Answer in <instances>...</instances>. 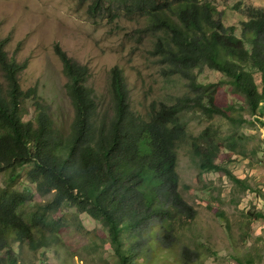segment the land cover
Wrapping results in <instances>:
<instances>
[{
  "label": "trees",
  "instance_id": "1",
  "mask_svg": "<svg viewBox=\"0 0 264 264\" xmlns=\"http://www.w3.org/2000/svg\"><path fill=\"white\" fill-rule=\"evenodd\" d=\"M79 1L89 2L94 18L143 19L138 31L154 35L152 53L163 66L162 74L186 79L192 93L177 96L175 102L153 101L142 116L131 108L123 70L116 66L111 71L112 104L105 108L87 84L88 68L56 43L75 109L69 129L63 131L37 89L22 88L19 76L28 61L10 57L8 39H0L6 81L0 82V174L8 175L6 186L0 185V264H25L20 252L25 245L35 252L60 246L64 227L84 232L80 213L101 223L120 264H134L135 255L153 258L156 252L144 250L142 241L152 223L162 226L160 246L173 249L183 220L185 226L197 216L179 190L178 149L188 140L200 173L222 171L250 188L218 162L222 150L244 154V137L237 131L223 134L213 124L193 135L187 114L221 116L234 127L249 122L236 105L222 103L218 83L198 80V73L210 68L228 77L254 120L264 125L258 115L264 102V6L237 4L239 21L226 25L224 12L212 0ZM28 101L34 115L26 119ZM23 174L41 197L51 196L28 212L35 193L16 187ZM69 208L75 213H68ZM217 216L225 218L230 230L224 213ZM130 238L136 239L133 246L127 243ZM193 254L198 256L182 248L179 264H190Z\"/></svg>",
  "mask_w": 264,
  "mask_h": 264
},
{
  "label": "rangeland",
  "instance_id": "2",
  "mask_svg": "<svg viewBox=\"0 0 264 264\" xmlns=\"http://www.w3.org/2000/svg\"><path fill=\"white\" fill-rule=\"evenodd\" d=\"M212 1L224 12L222 20L226 25L239 21L235 13L237 4L264 6V0ZM88 5L89 2L79 0H0V39H8L5 49L10 57L20 63L28 61L19 76L21 86L24 90L37 89L63 131L69 129L75 109L68 94L69 79L63 61L54 49L56 43L68 56L88 68L87 84L94 90L96 101L105 108L112 104L111 71L116 66L123 70L131 108L142 116L150 110L153 101L175 102L177 96L192 93L186 79L162 74L163 66L152 53L154 35L138 31L145 23L143 19L121 17L112 22L108 18H94L88 13ZM198 80L218 83L222 103L236 105L237 113L249 122L234 127L221 116L207 119L199 112H190L187 114L189 130L197 135L213 124L223 134L237 131L242 135L244 154L222 150L218 162L245 180L250 188L244 189L222 171L200 173L190 140L181 143L177 164L179 190L196 209L197 216L185 226L183 220L182 227L177 229L179 240L170 250L159 244L162 226L152 223V228L143 232L142 241L144 250L156 253L149 261L135 255L134 264H179L182 248L187 247L198 255L189 256L190 264H239L238 258L245 264H264V125L254 120L256 116L250 113L244 96L234 93L225 74L205 68L198 73ZM0 82L6 83L1 68ZM26 104L30 112L28 119L34 115V105L32 101ZM258 115L264 121V102ZM7 177L0 174L1 186H6ZM16 187L35 193L27 212L35 208L34 203L51 197H41L24 174ZM65 210L76 211L75 208ZM220 212L229 219L230 230L225 218L217 216ZM78 217L84 232L72 226L64 227L60 232V246L35 252L25 245L20 251L21 261L25 264H120L101 223L85 213ZM135 242L134 238L127 241L131 246Z\"/></svg>",
  "mask_w": 264,
  "mask_h": 264
},
{
  "label": "bare ground",
  "instance_id": "3",
  "mask_svg": "<svg viewBox=\"0 0 264 264\" xmlns=\"http://www.w3.org/2000/svg\"><path fill=\"white\" fill-rule=\"evenodd\" d=\"M7 79V78H6Z\"/></svg>",
  "mask_w": 264,
  "mask_h": 264
}]
</instances>
